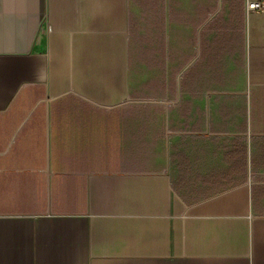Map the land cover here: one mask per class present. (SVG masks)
<instances>
[{
  "label": "crops",
  "instance_id": "obj_1",
  "mask_svg": "<svg viewBox=\"0 0 264 264\" xmlns=\"http://www.w3.org/2000/svg\"><path fill=\"white\" fill-rule=\"evenodd\" d=\"M247 2L0 0V264H264Z\"/></svg>",
  "mask_w": 264,
  "mask_h": 264
},
{
  "label": "built area",
  "instance_id": "obj_2",
  "mask_svg": "<svg viewBox=\"0 0 264 264\" xmlns=\"http://www.w3.org/2000/svg\"><path fill=\"white\" fill-rule=\"evenodd\" d=\"M264 8V4L261 1L257 0H248L247 2V12L255 11V10H261Z\"/></svg>",
  "mask_w": 264,
  "mask_h": 264
},
{
  "label": "rangeland",
  "instance_id": "obj_3",
  "mask_svg": "<svg viewBox=\"0 0 264 264\" xmlns=\"http://www.w3.org/2000/svg\"><path fill=\"white\" fill-rule=\"evenodd\" d=\"M144 69H141V77L144 76V72H143Z\"/></svg>",
  "mask_w": 264,
  "mask_h": 264
}]
</instances>
